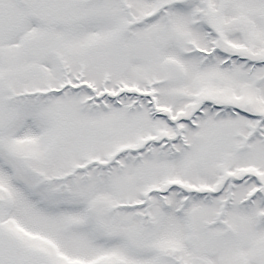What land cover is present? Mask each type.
I'll return each mask as SVG.
<instances>
[{"label": "snow or ice", "instance_id": "6c2138e0", "mask_svg": "<svg viewBox=\"0 0 264 264\" xmlns=\"http://www.w3.org/2000/svg\"><path fill=\"white\" fill-rule=\"evenodd\" d=\"M0 264H264V0H0Z\"/></svg>", "mask_w": 264, "mask_h": 264}]
</instances>
